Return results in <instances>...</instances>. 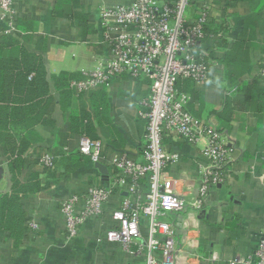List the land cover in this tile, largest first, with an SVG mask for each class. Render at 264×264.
Instances as JSON below:
<instances>
[{
	"label": "crops",
	"instance_id": "crops-1",
	"mask_svg": "<svg viewBox=\"0 0 264 264\" xmlns=\"http://www.w3.org/2000/svg\"><path fill=\"white\" fill-rule=\"evenodd\" d=\"M132 2L14 0L17 31L0 37V43L7 45L3 49L7 56L24 52L41 59L47 94L31 98L39 104L21 113L20 125L10 126L9 119L4 129L15 137L0 141V195L11 192L8 160L20 150L29 158L17 173L18 180L28 182L36 173L32 181L41 186L18 196L14 235L6 229L10 223H0V264H147L146 221L133 254L106 238V231L117 226L111 213L127 197L124 189H114L103 214L88 220L71 239L66 237L60 209L68 196L108 185L113 176L108 159L114 155L142 160L148 77L122 73L89 91L75 93L69 88L71 80L85 78L109 56L110 45L98 24L100 7ZM200 4L209 7L205 37L199 43L207 50L208 79L202 83L182 79L177 86L190 97L188 112L212 122L231 151L223 182L210 189L196 212L198 238L193 250L200 256L197 264H227L253 257L264 222V76L258 74L264 52V0H193L188 16H194ZM64 83L67 87L60 86ZM36 117L38 121L27 124ZM5 132L1 133L7 136ZM82 133L102 142L100 163L107 167L106 175L78 152ZM205 144L204 137L194 143L166 137L165 147L179 154L178 161L166 168L169 175L197 177L207 161L202 155ZM43 151L57 156L47 174L37 164ZM184 198L187 204L194 203L196 188ZM189 210L187 205L166 217L178 234L183 233L180 221ZM29 219L38 224L37 230L30 231ZM153 255L159 258L157 251Z\"/></svg>",
	"mask_w": 264,
	"mask_h": 264
},
{
	"label": "built area",
	"instance_id": "built-area-1",
	"mask_svg": "<svg viewBox=\"0 0 264 264\" xmlns=\"http://www.w3.org/2000/svg\"><path fill=\"white\" fill-rule=\"evenodd\" d=\"M193 0H133L129 5L102 6L98 24L110 45L109 56L86 74L73 79L69 88L75 93L89 91L107 84L112 78L127 73L133 78L148 77L149 94L144 101L146 120L142 146V160L126 154L109 158L118 171L105 186H91L82 194H72L61 202L65 217L67 239L74 238L81 226L99 218L114 189L128 192L111 218L117 226L106 231L109 241H117L123 250L133 254L141 238L140 227L147 222V264H197L198 221L196 212L203 207L210 189L223 182L231 148L221 140V133L209 121L195 118L186 104L190 97L176 87V82L189 79L202 83L208 79L206 53L198 49L205 37L209 7L200 4L190 17L187 11ZM17 31V11L14 0H0V37ZM258 74L264 76V52ZM181 137L189 143L200 137L206 139L197 177L181 174L175 178L166 171L179 159V154L168 150L164 139ZM102 142L85 133L79 135L78 152L91 162H100ZM57 156L41 152L37 157L40 168H53ZM197 179V182H196ZM143 181L146 183L145 187ZM196 188L197 199L187 204L184 197ZM190 210L181 218L183 233H177L175 223L166 217ZM30 231L38 224L29 219ZM193 234V235H192ZM192 250V251H191ZM159 253L157 259L153 253ZM227 264H264V222L253 257L235 258Z\"/></svg>",
	"mask_w": 264,
	"mask_h": 264
},
{
	"label": "trees",
	"instance_id": "trees-1",
	"mask_svg": "<svg viewBox=\"0 0 264 264\" xmlns=\"http://www.w3.org/2000/svg\"><path fill=\"white\" fill-rule=\"evenodd\" d=\"M172 1V0H167ZM207 25V23H206ZM205 25V33H206ZM3 39V38H2ZM7 45L4 42L0 43V141L6 140V138H14L15 135H9L7 130L4 129L8 126V120H11L10 126L20 125L19 116L21 113L34 110L39 102L34 101L35 96H44L47 94V72L39 57L28 54L20 53L15 55H5L3 49ZM198 49H201L198 47ZM207 51V50H205ZM62 77V76H61ZM64 78V77H62ZM184 80V79H183ZM178 80L176 87L178 88ZM61 87H67V84H61ZM27 124L38 121V117L30 119ZM6 131V135L3 133ZM94 139V138H92ZM26 151H18L15 156H12L8 160L9 171L11 173V192L0 195V223H10L6 228L11 234L16 233V223H18V213L16 212V206L18 196L26 193L36 192L41 189L40 183L37 179L38 174L33 173L32 179L28 182L22 183L18 180L20 168L29 158L28 154H24ZM52 168H40L43 173H48ZM113 174H117L116 169H112ZM144 183V181H143ZM23 223L24 221H19Z\"/></svg>",
	"mask_w": 264,
	"mask_h": 264
},
{
	"label": "water",
	"instance_id": "water-1",
	"mask_svg": "<svg viewBox=\"0 0 264 264\" xmlns=\"http://www.w3.org/2000/svg\"><path fill=\"white\" fill-rule=\"evenodd\" d=\"M95 166L100 170V172L104 175L107 174V167L101 164L100 162L95 163Z\"/></svg>",
	"mask_w": 264,
	"mask_h": 264
}]
</instances>
